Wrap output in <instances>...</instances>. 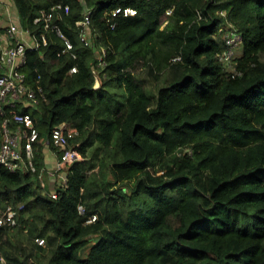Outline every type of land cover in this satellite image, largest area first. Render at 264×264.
I'll return each instance as SVG.
<instances>
[{"label": "trees", "instance_id": "trees-1", "mask_svg": "<svg viewBox=\"0 0 264 264\" xmlns=\"http://www.w3.org/2000/svg\"><path fill=\"white\" fill-rule=\"evenodd\" d=\"M12 2L34 35L39 9L68 5L55 21L75 56L52 31L26 53V81L47 100L18 109L37 130L36 172L0 164V213L18 210L13 228L0 227V264H264V0ZM116 6L137 14L110 27ZM88 8L91 46L76 26ZM228 23L243 37L237 74L217 59ZM63 122L82 158L52 197L38 175Z\"/></svg>", "mask_w": 264, "mask_h": 264}, {"label": "built area", "instance_id": "built-area-1", "mask_svg": "<svg viewBox=\"0 0 264 264\" xmlns=\"http://www.w3.org/2000/svg\"><path fill=\"white\" fill-rule=\"evenodd\" d=\"M68 11V5L63 6L56 4L49 9L41 8L35 15L33 22L42 25L39 34H30L29 31L22 28L19 24L18 14L8 9L3 0H0V14L7 18L5 30L0 32V114L3 116L0 133V164L13 172H31L37 170L35 164V151L33 142L37 138V130L30 114L19 113L20 107L35 108L41 102L46 101L45 93L41 85L31 86L26 81V74L22 68L26 64V53L28 50L36 49L40 45L47 43V32H55L63 41V47L60 53H72L73 45L70 39L63 33L55 16L59 10ZM168 13L171 9L167 10ZM137 14V10L130 6H116L108 10L105 15L110 27H114L116 17H126ZM92 9L88 8L82 14L81 19L76 21L79 28L80 41L85 45L93 44L91 33ZM198 18L201 12H198ZM221 39L223 40V49L217 53V59L228 72L237 74L236 68L237 57L240 56L243 48V37L240 31L231 23L221 26ZM28 35L29 39L22 38ZM104 49L98 55V66L104 65L103 56ZM174 57L171 60L179 59ZM76 71L75 66L70 68V72ZM78 131L71 123H61L53 128L50 133V140L55 147L56 162L52 170L48 171L49 175L54 179V188L49 191L50 196L56 197L58 189L67 188L68 167L74 162L81 159V154L77 147L71 144V140L77 135ZM60 151V155H57ZM44 167L39 170V179L42 187H45L41 178L44 173ZM77 210L80 214H85L82 204H78ZM18 210L11 205L6 206L4 211L0 213V227L13 228L17 224ZM97 215L95 213L87 216L84 223L94 222ZM34 241L44 246V239L35 237Z\"/></svg>", "mask_w": 264, "mask_h": 264}, {"label": "crops", "instance_id": "crops-1", "mask_svg": "<svg viewBox=\"0 0 264 264\" xmlns=\"http://www.w3.org/2000/svg\"><path fill=\"white\" fill-rule=\"evenodd\" d=\"M3 1L11 3L9 4L11 6L10 9L16 12V9L13 5L12 0H3ZM6 25H7V18L5 17V15H2L1 13L0 14V32H3L5 30ZM22 38L29 39L28 35L26 36L25 34L22 36ZM43 154H44V162H43L42 167H44L45 171L42 174L41 178L44 182L45 187H47L48 190L50 191L51 189L54 188L55 183L53 182L54 179L49 175L48 171L54 168L55 162H56L55 149H53L52 144L47 145L44 148Z\"/></svg>", "mask_w": 264, "mask_h": 264}, {"label": "rangeland", "instance_id": "rangeland-1", "mask_svg": "<svg viewBox=\"0 0 264 264\" xmlns=\"http://www.w3.org/2000/svg\"><path fill=\"white\" fill-rule=\"evenodd\" d=\"M9 4H11V3L5 2V5L8 9H10V7H11ZM241 50H242V48H240V51ZM100 53H101V50H100ZM100 53H98V55ZM137 74H139L141 77H143L142 79H143V82H144V85H145L147 91L150 93H155L157 90L158 83L153 81L149 75H145L146 74L145 69H143V68L137 69Z\"/></svg>", "mask_w": 264, "mask_h": 264}]
</instances>
